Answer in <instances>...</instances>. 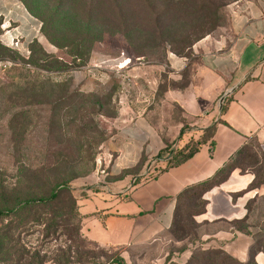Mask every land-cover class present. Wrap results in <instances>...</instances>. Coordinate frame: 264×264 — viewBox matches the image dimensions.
Returning <instances> with one entry per match:
<instances>
[{
  "label": "rangeland",
  "instance_id": "obj_1",
  "mask_svg": "<svg viewBox=\"0 0 264 264\" xmlns=\"http://www.w3.org/2000/svg\"><path fill=\"white\" fill-rule=\"evenodd\" d=\"M27 1L0 0V212L58 199L0 216V264H119L121 247L82 231L80 202L97 185L137 179L110 174L106 143L124 120L162 123L156 87L168 68L159 66L204 39L230 40L232 9L246 0ZM200 22L209 34L187 38ZM249 149L231 187L264 179V148Z\"/></svg>",
  "mask_w": 264,
  "mask_h": 264
},
{
  "label": "crops",
  "instance_id": "obj_2",
  "mask_svg": "<svg viewBox=\"0 0 264 264\" xmlns=\"http://www.w3.org/2000/svg\"><path fill=\"white\" fill-rule=\"evenodd\" d=\"M231 32L230 40L196 43L190 56L169 52L167 64L159 66L168 73L158 75L156 87L162 123L146 116L124 120L120 133L106 143L111 175L136 170V177H144L152 162L150 169L165 166L157 156L168 144L183 145L215 128L214 143L208 141L184 163L138 184L127 178L99 184L80 202L84 235L100 246L121 247L126 264H186L196 249L222 250L241 263L250 258L256 229L250 226L252 234H247L235 222L247 217L252 200L260 198L264 205V183L254 189L231 187L237 181L235 169L204 193L206 207L195 217L199 229L194 242L168 235L184 189L212 178L252 140L264 148V0L238 3ZM230 89L222 112L221 98ZM173 107L178 113L173 114ZM255 262L264 264V252L257 253Z\"/></svg>",
  "mask_w": 264,
  "mask_h": 264
},
{
  "label": "trees",
  "instance_id": "obj_3",
  "mask_svg": "<svg viewBox=\"0 0 264 264\" xmlns=\"http://www.w3.org/2000/svg\"><path fill=\"white\" fill-rule=\"evenodd\" d=\"M24 1H26V5H29L27 0ZM200 11L202 10H197L196 14ZM196 14H194V16H196ZM209 27H210L209 24H203V22H200V25H198V28L195 31L188 32L187 38L189 37L197 38L198 36L201 35L203 36L207 35L209 34L210 29H212V27L210 29ZM188 51H189L188 55L179 54L178 52L175 51L173 52L180 56H190L192 48L190 47ZM227 99L228 97L224 100L222 106V112L224 111L225 105L227 103ZM214 129H215L214 127H210L207 130H205L199 138L197 139L192 138L185 144L177 146L176 149L173 151L169 160L165 163L164 167H156L154 169H150L145 177H137L134 183L138 184V183H142L143 181L153 179L161 172L184 163L189 158H191L200 149V147L206 144L208 141H210V143L213 144L214 142L210 139L214 134ZM252 143L256 144V146L260 148H263L256 140H252L249 144L245 145L240 150H238L236 154L233 156L232 162L225 168L219 170L212 178L208 179L207 181L201 184L188 187L178 195L173 222L170 229L168 230V235L173 240L176 241L188 240L190 242H194V240L197 238L198 229H199V225L195 221V217L199 214H202L205 211V207H206V201L203 199L204 193L209 189H211L212 187L222 184L228 178L230 173L235 168L238 167L237 166L238 162L245 159V157L249 154L250 152L249 147L252 145ZM173 144L174 142L168 144L166 148L158 154L157 158L163 159L168 157L169 154L171 153ZM246 172H250V170H246ZM224 174L226 175V177L221 178V175ZM263 183H264V179L262 182L248 187V189L257 188ZM57 199H58L57 192H53L47 200H40L38 204L42 203V205L44 204L46 206L47 205L49 206L50 204L54 203ZM73 200L74 202H77L74 197ZM257 202L260 203L261 210L264 213V205L262 204L261 199L260 198L255 199L252 200L247 205V209H248L247 217L244 220L235 222V225L238 226L247 234H252V232L249 230L250 226L256 229L255 234H253L254 242L250 247V258L248 259L247 262L245 263L238 262L237 260L229 256L222 250L196 249L194 250L192 257L186 264H256L255 256L257 255V253L264 252V219H260L257 215H255L254 204ZM38 204H36L34 201H26L20 207L13 208L11 209V211L0 212V216L4 214L17 213L19 211H23V209L25 208L30 210L36 208ZM249 218H250L249 224H246L245 221L248 220ZM86 239L96 245H99L94 241L88 239V237H86ZM110 247H114V246H110ZM113 262H108L107 264H112ZM117 262L119 264H126L124 258H122L121 256L120 258H118ZM170 264H178V263L172 262Z\"/></svg>",
  "mask_w": 264,
  "mask_h": 264
},
{
  "label": "water",
  "instance_id": "obj_4",
  "mask_svg": "<svg viewBox=\"0 0 264 264\" xmlns=\"http://www.w3.org/2000/svg\"><path fill=\"white\" fill-rule=\"evenodd\" d=\"M232 90H233V89H230L229 91H227V92L223 95V97L221 98V105H222L224 99L226 98V96H227L229 93H231ZM176 147H177V142L173 145V148H172V151H171L170 155H169L167 158H165V159H161V160H159V161H160V162H164V163H166V162L169 160V158L171 157V155H172L173 151L176 149ZM154 165H155V162H152V163L149 165L147 172H148V171L150 170V168H151L152 166H154Z\"/></svg>",
  "mask_w": 264,
  "mask_h": 264
},
{
  "label": "built area",
  "instance_id": "obj_5",
  "mask_svg": "<svg viewBox=\"0 0 264 264\" xmlns=\"http://www.w3.org/2000/svg\"><path fill=\"white\" fill-rule=\"evenodd\" d=\"M173 148V147H172ZM172 151V150H171ZM170 155V154H169ZM167 158V157H166ZM163 159H165V158H163Z\"/></svg>",
  "mask_w": 264,
  "mask_h": 264
}]
</instances>
